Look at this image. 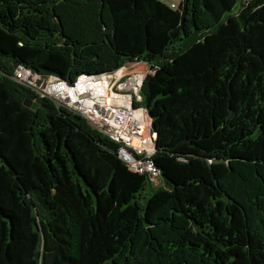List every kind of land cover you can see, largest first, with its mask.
<instances>
[{
  "label": "trees",
  "instance_id": "obj_1",
  "mask_svg": "<svg viewBox=\"0 0 264 264\" xmlns=\"http://www.w3.org/2000/svg\"><path fill=\"white\" fill-rule=\"evenodd\" d=\"M140 61L157 187L12 80ZM0 264H264V0H0Z\"/></svg>",
  "mask_w": 264,
  "mask_h": 264
},
{
  "label": "built area",
  "instance_id": "obj_2",
  "mask_svg": "<svg viewBox=\"0 0 264 264\" xmlns=\"http://www.w3.org/2000/svg\"><path fill=\"white\" fill-rule=\"evenodd\" d=\"M132 64L99 75H81L73 82L44 77L24 66L15 69L12 80L40 98L52 101L85 119L101 134L118 144V157L135 173L145 174L153 183L160 170L156 154V134L147 110L141 106L140 73ZM160 181V180H159Z\"/></svg>",
  "mask_w": 264,
  "mask_h": 264
},
{
  "label": "rangeland",
  "instance_id": "obj_3",
  "mask_svg": "<svg viewBox=\"0 0 264 264\" xmlns=\"http://www.w3.org/2000/svg\"><path fill=\"white\" fill-rule=\"evenodd\" d=\"M165 1H167L169 3H174L175 5H178L181 2V0H165ZM238 10H239V5H237L234 8L232 13H237ZM131 64L132 65L130 66L129 70L134 71V72L136 71L138 74L142 73L143 78L146 77L147 74L150 73V66L145 62L140 61V62H134ZM142 99H143V97H142ZM159 184H160L159 179L152 183L153 187H157V186H159Z\"/></svg>",
  "mask_w": 264,
  "mask_h": 264
},
{
  "label": "water",
  "instance_id": "obj_4",
  "mask_svg": "<svg viewBox=\"0 0 264 264\" xmlns=\"http://www.w3.org/2000/svg\"><path fill=\"white\" fill-rule=\"evenodd\" d=\"M24 106L31 108L32 110L36 111L39 108V105L34 102L33 100L27 99L24 102Z\"/></svg>",
  "mask_w": 264,
  "mask_h": 264
},
{
  "label": "bare ground",
  "instance_id": "obj_5",
  "mask_svg": "<svg viewBox=\"0 0 264 264\" xmlns=\"http://www.w3.org/2000/svg\"><path fill=\"white\" fill-rule=\"evenodd\" d=\"M143 79V76H140V80H142Z\"/></svg>",
  "mask_w": 264,
  "mask_h": 264
}]
</instances>
